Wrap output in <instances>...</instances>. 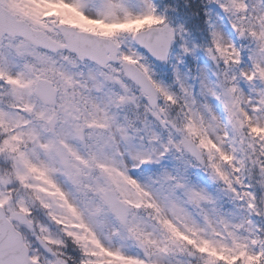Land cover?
Segmentation results:
<instances>
[{
	"label": "snow or ice",
	"instance_id": "6c2138e0",
	"mask_svg": "<svg viewBox=\"0 0 264 264\" xmlns=\"http://www.w3.org/2000/svg\"><path fill=\"white\" fill-rule=\"evenodd\" d=\"M0 264H264V0H0Z\"/></svg>",
	"mask_w": 264,
	"mask_h": 264
}]
</instances>
